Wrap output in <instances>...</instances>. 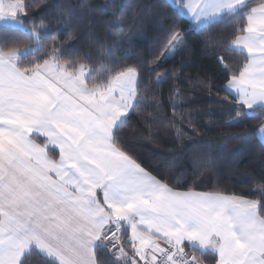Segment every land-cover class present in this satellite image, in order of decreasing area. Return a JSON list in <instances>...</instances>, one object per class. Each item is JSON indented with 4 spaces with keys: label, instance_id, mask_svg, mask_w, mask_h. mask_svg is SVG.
Segmentation results:
<instances>
[{
    "label": "snow or ice",
    "instance_id": "snow-or-ice-1",
    "mask_svg": "<svg viewBox=\"0 0 264 264\" xmlns=\"http://www.w3.org/2000/svg\"><path fill=\"white\" fill-rule=\"evenodd\" d=\"M173 4L193 31L247 15L232 42L247 55L238 70L225 64V100L236 109L232 123L258 119L264 134V3ZM36 8L37 0H0V30L23 37L0 47V264L33 255L43 264H102L100 251L110 264H207L209 255L215 264H264V184L248 199L180 190L153 174L120 134L138 103L139 67L90 87L91 72L64 56L58 34L49 36L43 19L26 23ZM57 19H66L63 9ZM166 35L161 63L186 47L175 25Z\"/></svg>",
    "mask_w": 264,
    "mask_h": 264
},
{
    "label": "trees",
    "instance_id": "trees-1",
    "mask_svg": "<svg viewBox=\"0 0 264 264\" xmlns=\"http://www.w3.org/2000/svg\"><path fill=\"white\" fill-rule=\"evenodd\" d=\"M260 1L248 0V9ZM37 2L40 8L32 10L26 23L43 19L49 25V36L58 34L64 56L91 72L89 86L106 83L127 66L139 67L138 103L120 134L143 166L180 190L191 187L260 198L264 184L260 121L232 123L236 109L226 102L231 94L224 87L231 74L225 64L238 70L246 56L230 45L243 33L246 14L218 18L204 30L193 31L186 18L175 17L169 0ZM58 9H63L66 19H57ZM173 25L184 35L186 47L161 63L158 58L168 40L166 31ZM16 39L23 37L13 30H0V47ZM97 255L102 264H110L106 251ZM205 259L215 264L211 255ZM28 264H43V259L33 255Z\"/></svg>",
    "mask_w": 264,
    "mask_h": 264
},
{
    "label": "crops",
    "instance_id": "crops-1",
    "mask_svg": "<svg viewBox=\"0 0 264 264\" xmlns=\"http://www.w3.org/2000/svg\"><path fill=\"white\" fill-rule=\"evenodd\" d=\"M169 1H171V0H169ZM248 0H246V2H247ZM171 2H173V1H171ZM261 3H264V0H261L260 2H258L257 4H255L254 6H252V7H256V6H258L259 4H261ZM251 9V8H250ZM246 23H247V15H246ZM244 33H242L241 35H243ZM233 42V41H232ZM232 42L230 43V45H231V47L232 48H234V49H237L233 44H232ZM237 50H239V49H237ZM246 55H247V53L246 52H244ZM227 90V89H226ZM228 91V90H227ZM229 92V91H228ZM230 93V92H229ZM260 129V128H259ZM259 129H258V138H259V140L260 141H262V142H264V134H261L260 133V131H259ZM37 143H43V140L42 139H38L37 140ZM52 146H50V148H51ZM51 154V153H50ZM55 158H57L58 159V150H56V156H55ZM129 235H130V229H129ZM161 244H162V246H166V245H163V242L161 241L160 242ZM131 250V249H130ZM136 259L139 261V257H136ZM140 264H143V262L142 261H140Z\"/></svg>",
    "mask_w": 264,
    "mask_h": 264
},
{
    "label": "rangeland",
    "instance_id": "rangeland-1",
    "mask_svg": "<svg viewBox=\"0 0 264 264\" xmlns=\"http://www.w3.org/2000/svg\"><path fill=\"white\" fill-rule=\"evenodd\" d=\"M171 1H173V0H171ZM85 71H86V75H87V74H88V72H89V71H88V69H85ZM90 87H91V86H90Z\"/></svg>",
    "mask_w": 264,
    "mask_h": 264
},
{
    "label": "built area",
    "instance_id": "built-area-1",
    "mask_svg": "<svg viewBox=\"0 0 264 264\" xmlns=\"http://www.w3.org/2000/svg\"><path fill=\"white\" fill-rule=\"evenodd\" d=\"M189 254H191V252L189 251Z\"/></svg>",
    "mask_w": 264,
    "mask_h": 264
}]
</instances>
